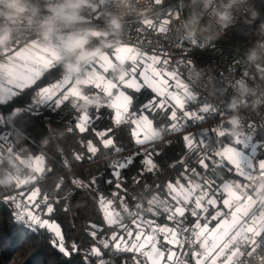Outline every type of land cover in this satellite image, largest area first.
I'll return each mask as SVG.
<instances>
[{"label": "snow or ice", "instance_id": "1", "mask_svg": "<svg viewBox=\"0 0 264 264\" xmlns=\"http://www.w3.org/2000/svg\"><path fill=\"white\" fill-rule=\"evenodd\" d=\"M155 2L161 3V0ZM112 4L113 0H91L86 6L89 14L84 17V23L92 24V20L103 18L105 10ZM163 6L158 22L163 25L171 23L174 12L184 11L182 3L179 9H173L165 2ZM184 16L187 18L186 11ZM139 22L160 33L156 21L144 19ZM130 23L126 22L125 28ZM71 42L67 33L62 34L53 45L43 44L35 37L24 46H19L17 42L0 58V103L16 96L17 90L36 84L49 70L58 68L59 79L41 88L38 95L44 102L55 97L57 104L72 98L73 105L81 109L76 123L79 133L88 131L94 120L87 110L88 106L100 107L98 98L84 94L82 86H91L110 98L107 107L113 110V123L130 124L131 137L136 146L158 139L161 131H179L187 120L201 121L204 113L218 112L207 102L202 103L199 113L187 110L186 104L198 99L189 84L180 78L176 70L155 67L160 65L163 69L169 60L141 54L128 43L109 46L103 55L85 62L79 75L67 74L63 70L62 51L67 50ZM184 42L194 43L186 38L176 43L183 46ZM165 51L161 49L162 53ZM138 57H141L139 62ZM125 62H131L129 70L123 68ZM124 88L136 92L145 89L153 94L139 106V114L130 111L132 97L121 90ZM157 112L167 114V128L162 126L158 130L149 115L145 114ZM218 114L223 115L222 111ZM229 123L231 131L223 126L214 130L217 137H229L227 143L217 145L215 150L209 144L207 132H201L198 137H183L185 147L195 154L196 166L204 171L189 168L183 158L176 161L182 167L179 176L166 180L162 185H154L156 192L146 201V207L135 198L130 208L123 197L110 200L100 196L104 223L111 231L104 232L102 225H90L88 235L92 244L84 254L85 264L89 256L95 257L97 264H108L104 259V250L130 254L129 261H122V264H256L257 261L264 264V177L260 175L264 173V157L258 152V149L264 151V140L253 143L252 135L241 136L235 130V122ZM248 127L254 132L256 125L250 122ZM111 132V128L94 130L104 148H112L114 152L124 151L109 135ZM0 141L3 142L0 143V159L6 153H13L17 160L24 162L19 150L8 142L7 135L0 137ZM86 147L93 155L98 151L91 141ZM155 152V149L145 148L142 152L123 157L109 166L110 173L105 182L112 184L117 192L126 191L122 172L130 166L140 165L134 183H139V176L145 172H158L159 167L153 159ZM137 157L140 158L138 161ZM76 158L80 159L79 156ZM42 161L43 157H35L28 161L27 167L36 174H42L45 171ZM210 164L213 175L215 168L222 167L225 172L243 178L244 183L220 178L217 184L215 179H206ZM36 179V175L24 179L17 177L15 186L20 189L24 185L35 184ZM74 183L80 182L74 180ZM92 183L95 184V180ZM56 187L59 189L60 184ZM113 196L116 197L115 192ZM7 200L21 209L15 217L19 222L34 226L33 230H46L51 237V246L65 257L70 259L73 254L82 251L77 241L69 239L66 242L64 230L55 219L58 201L55 198L50 201L47 194H41L39 187L17 192ZM113 204L118 207H113ZM64 210L67 211L66 208ZM161 216L166 223H157Z\"/></svg>", "mask_w": 264, "mask_h": 264}, {"label": "trees", "instance_id": "2", "mask_svg": "<svg viewBox=\"0 0 264 264\" xmlns=\"http://www.w3.org/2000/svg\"><path fill=\"white\" fill-rule=\"evenodd\" d=\"M97 42L99 43V41ZM69 54L71 55V53ZM51 73H53L52 76L45 84L55 78L59 79L58 68H53ZM43 78L44 76L40 80ZM82 88L84 94L98 98L100 103L98 108L94 105L88 106L87 110L94 120L85 133H79L76 124L71 123L73 119L77 120L79 115L78 111L74 109L72 99L69 100L70 103L65 112H59L52 106L47 108L46 104L31 106L36 92L30 98V103L27 104L29 89L20 99L12 100V102L23 103L24 99L23 107L0 108V137L8 136V142L13 144L16 150H19L22 160L31 155L44 157V173L36 174L30 168L25 167L20 178L37 176L35 184L26 185L28 191L39 187L41 194H47L50 201L53 198L58 201L55 219L64 230L66 242L69 239L77 241L82 251L73 254L69 259L51 246L49 242L51 237L46 230L40 229L36 232L24 225L23 222H19L15 218L18 213L15 203L7 200V197L11 196L15 190L22 192V187L17 189L15 185L12 187L0 186V264H85L84 254L92 244L91 237L88 235L90 225H102L104 232L111 231L104 223L99 204L100 196L110 200L123 197L130 208L133 198H135L146 207V201L156 192L154 185H162L166 180H172L179 176L182 167L176 161L183 158L189 168L196 167L198 172L204 171L196 166L195 154L185 147L182 133L169 135V131H161L158 139L143 146H136L131 137V125H115L113 123V111L105 105L108 98L91 86ZM149 96V92L144 93L143 96L140 93H133L134 100L131 111L137 109ZM67 112H70L71 115ZM148 115L158 130L162 126L167 128L166 113L157 112ZM108 128L112 129L109 135L115 140L118 147L125 149L124 151L114 152L112 148H104L96 137L94 130ZM228 139L224 137L222 144L228 142ZM88 141L98 148L95 155L87 151ZM0 143L3 142L0 141ZM145 148L156 150L153 159L159 167L158 172H145L139 176L140 182L134 183L133 179L138 176L140 171V165L137 163L122 172L126 191L117 192L112 184L105 182L109 177L110 165L133 152H142ZM9 156L16 158L15 154L6 153L0 159V177L14 174L12 170L8 169L7 158ZM77 156L80 159H77ZM136 159L138 161L140 158ZM6 169L8 171H5ZM212 169L213 166L210 164L205 178L215 179L217 184L220 178L225 180L233 178V175L225 172L222 167L215 168V175L212 174ZM74 180H78L80 183H74ZM93 180H95V184L92 183ZM58 183L60 184L59 189L56 187ZM114 192L116 197L113 196ZM161 198L163 197L161 196ZM113 207H118V205L113 204ZM65 208L67 211L64 210ZM125 221H127V216H125ZM157 223L163 224L166 221L161 216ZM104 252V259L108 264H122V261L127 262L130 258V254H117L108 250H104ZM87 264H97V259L89 256Z\"/></svg>", "mask_w": 264, "mask_h": 264}, {"label": "built area", "instance_id": "3", "mask_svg": "<svg viewBox=\"0 0 264 264\" xmlns=\"http://www.w3.org/2000/svg\"><path fill=\"white\" fill-rule=\"evenodd\" d=\"M184 1V11L187 14L203 8L201 0H166L165 3L173 9H179ZM90 2L91 0L88 4ZM219 2L220 0H217V5L213 7L218 6ZM65 4L66 0H27L26 9L20 13L22 23L15 26L19 46H24L34 37L43 44L53 45L62 34H75L85 32L90 28L106 27L109 13L121 10V0H113L112 6L105 10L103 18L92 20V24H85L84 17L89 14L87 4L80 13L82 18L79 22L65 23L61 21L62 26L58 33L52 37L50 42H45L41 36L40 22L56 13L63 16L67 11ZM34 7L39 10L35 15H33ZM163 8L164 6H162V13H157V15L163 14ZM234 8L239 11L236 13L233 25L227 29L225 35L207 46L199 44L194 46L187 42H184L183 46H178L176 42L182 37L180 33L175 32V29L173 30L174 34L156 33L155 30L142 26L139 22L140 19L134 15L127 18L126 22L130 21L131 23L125 28L120 42V44L128 43L134 46L140 53L160 56L162 59L166 57L169 60L164 69L176 70L180 78L189 84L190 90L198 97L197 101L186 104L187 110L199 113L202 103L207 102L218 112L222 111L223 115H219L218 112L204 113L203 120H187L183 122L179 131L169 132V135L183 133L192 137H198L201 132H207L209 144L213 150L224 141V137H217L215 134L214 130L217 126H223L229 131L232 129L229 121L234 112L228 105L235 95L233 86L236 80L243 79L251 84L256 79L260 62L250 61L248 53L250 49L258 45V42L264 41V0H236ZM0 10L2 12L0 24L8 23L6 12L9 10L4 5H0ZM208 15H212L211 11ZM28 17H32L35 22L29 25ZM161 49L166 51L162 53ZM69 53L67 50L62 51V57L64 59L70 57ZM239 116L240 124L236 126V132L252 135L254 142L264 140V97L260 98L258 104L255 103L253 97L244 99L239 107ZM250 122H254L256 125L254 132L248 127ZM258 152L261 157H264V151L259 150ZM213 158L215 159V157ZM260 175L264 177V173ZM17 192L21 191L15 190L11 196L16 195ZM20 211L21 209H17L18 213ZM23 223L33 230L34 226ZM39 230V228H35L36 232ZM256 264L259 262L257 261Z\"/></svg>", "mask_w": 264, "mask_h": 264}, {"label": "clouds", "instance_id": "4", "mask_svg": "<svg viewBox=\"0 0 264 264\" xmlns=\"http://www.w3.org/2000/svg\"><path fill=\"white\" fill-rule=\"evenodd\" d=\"M89 0H66V13L61 16L56 13L45 18L40 22L42 32L41 36L45 42H50L61 28V21L65 23L79 22L80 13L88 4ZM166 0L156 3L155 0H121V10L116 13H109V19L106 21V27L90 28L83 34H73L72 45L70 48V57H62V65L65 73L70 75H79L82 71V65L90 60L96 59L104 54L105 50L114 44H120L121 37L125 33V22L129 16H135L140 20L152 19L159 21L162 13V6ZM203 8L198 11L190 12L185 18L184 13L176 11L173 20L169 25L156 24L160 34L168 35L175 32L180 33L182 38L194 42L193 45L207 46L213 41L220 39L227 33L235 21L236 13L239 11L234 8L236 0H220L218 6L217 0H201ZM0 5H4L9 11L6 12L8 23L0 24V57L16 45L15 26L22 23L20 13L26 9L27 0H0ZM38 9L33 8V15L38 13ZM211 11L212 15H208ZM29 25L35 21L28 17ZM99 35H96V34ZM98 40L99 43L90 47L92 40ZM248 59L253 62H260L256 79L249 84L246 80L238 79L234 84L235 95L232 97L228 107L234 112L230 121H234V127L240 124L239 107L244 99L248 97L255 98V103H260V98L264 97V41L258 42L256 47L250 49ZM30 156H26L21 163L17 158L9 156L7 158L8 169L14 174H7L0 177V186L12 187L16 184L17 177H21L25 167H27ZM6 169L5 171H8Z\"/></svg>", "mask_w": 264, "mask_h": 264}, {"label": "rangeland", "instance_id": "5", "mask_svg": "<svg viewBox=\"0 0 264 264\" xmlns=\"http://www.w3.org/2000/svg\"><path fill=\"white\" fill-rule=\"evenodd\" d=\"M0 14H2V12H1V10H0ZM84 32H78V33H75L76 35H80V34H83ZM70 37H71V41L73 40V34H71V33H69L68 34ZM60 37V36H59ZM98 40H92V43H90V47H94L96 44H98V42H97ZM71 45H72V42H71ZM115 45V44H114ZM70 48H71V46L70 47H68L67 48V51L68 52H70ZM142 54V53H141ZM146 54V53H145ZM147 55H149V54H147ZM138 59V62L141 60V57H138L137 58ZM162 59V58H161ZM163 60V59H162ZM132 67V65H131V62H125V64L123 65V68L125 69V70H129L130 68ZM155 67L157 68V69H159V70H166V69H161V66L160 65H155ZM49 72H47V73H45V75L44 76H46L47 74H48ZM51 77V76H50ZM56 80H58V78H55V79H53V81H50V83H47V84H42L41 86H39L40 88L36 91V93H35V96H33V103H32V105L31 106H37V105H41V104H46V106H48V105H51L52 106V108H55V109H58V110H60V109H62L63 107H64V105L66 104V103H68L69 102V100H71L72 98H70L68 101H65L63 104H57L56 103V98L55 97H53V99L52 100H49V101H43L42 100V98L38 95V92L40 91V89L41 88H43V87H47V86H49L52 82H54V81H56ZM39 81V80H38ZM37 81V82H38ZM36 82V83H37ZM35 85V84H34ZM34 85H32L31 87H29V88H25V89H21V90H17V92H18V94L16 95V96H14V97H12L11 99H9L8 101H6V102H4V103H0V104H4V105H8L9 103H12V100L13 99H15V98H17V99H20L21 97H23V95L26 93V91H28L30 88H32ZM83 87V86H82ZM83 89V88H82ZM121 90H123V91H125V93L127 94V95H129V96H131L132 97V94L133 93H140L142 96L144 95V93H147V92H149L150 93V96L147 98V100L150 98V97H152V93L149 91V90H145V89H142L140 92H136L135 90H133V89H127V88H124V89H121ZM114 93H115V90H114ZM105 95V94H104ZM106 96V95H105ZM107 97V96H106ZM108 98V100L106 101V103H105V105H107L109 102H110V98L109 97H107ZM133 97H132V105H133ZM132 105H131V107H132ZM74 109H75V111H78V113H79V115L81 114V109H80V107L77 105V106H74ZM111 111H113L112 109H111ZM130 111H131V108H130ZM134 112H137V114H139V107L137 108V109H134ZM145 114H147L148 115V113H145ZM78 115V116H79ZM113 115H114V113H112V117H113ZM77 116V117H78ZM149 119H151L150 118V116H149ZM154 125V124H153ZM155 127V126H154ZM183 134V133H182ZM244 135H250V134H248V133H245V134H241V136H244ZM183 136H186V134H183ZM259 141H261V140H259ZM227 143V142H226ZM253 143H256V142H254L253 141ZM225 144V143H224ZM221 146L223 145V144H220ZM258 151H259V149H258ZM31 158L30 159H33V158H35V156H33V155H31L30 156ZM39 157H43V156H39ZM44 164H45V161H44V157H43V161H42V163H41V166L42 167H44ZM227 180V179H226ZM228 180H232V181H236V182H240V183H244V180H243V178H241V177H238V176H234L233 175V178H230V179H228ZM24 187H26V185H24ZM23 186H22V192H27L28 191V187H26V188H24ZM21 191V190H20Z\"/></svg>", "mask_w": 264, "mask_h": 264}, {"label": "water", "instance_id": "6", "mask_svg": "<svg viewBox=\"0 0 264 264\" xmlns=\"http://www.w3.org/2000/svg\"><path fill=\"white\" fill-rule=\"evenodd\" d=\"M184 8H185V1L183 2V9H184ZM182 12L184 13V11H182ZM240 47L242 48L243 46H240ZM68 58H69V57H68ZM255 63H256V62H255ZM258 64H259V63H258ZM50 75H51V72L49 71V73H48L46 76H44V78H43L42 80L38 81V82L33 86V88L30 89V91L28 92V96H27V97H28V100H26V101H27V104L30 103V98H32V96L34 95V93L36 92V89H37L40 85L45 84L46 82L49 81ZM22 101H23V103L12 102V103H9L8 105L0 104V108H1V107H4V109H9V108H11V107H18V108H21V107H23V106L25 105V100L23 99ZM69 103H70V102L66 103V104L64 105V107H63L62 109L59 110V112H65V111L67 110L68 106H69ZM49 107H51V105H48V106H47V108H49ZM67 113H69V115H71L70 112H67ZM76 122H77V120H76V119H75V120L73 119V121H72L71 123H72L73 125H75Z\"/></svg>", "mask_w": 264, "mask_h": 264}, {"label": "flooded vegetation", "instance_id": "7", "mask_svg": "<svg viewBox=\"0 0 264 264\" xmlns=\"http://www.w3.org/2000/svg\"><path fill=\"white\" fill-rule=\"evenodd\" d=\"M49 71H50V72H52V69H51V70H49ZM52 74H53V73H51V75H50V76H52Z\"/></svg>", "mask_w": 264, "mask_h": 264}, {"label": "crops", "instance_id": "8", "mask_svg": "<svg viewBox=\"0 0 264 264\" xmlns=\"http://www.w3.org/2000/svg\"><path fill=\"white\" fill-rule=\"evenodd\" d=\"M139 51V50H138ZM143 54V53H142Z\"/></svg>", "mask_w": 264, "mask_h": 264}]
</instances>
